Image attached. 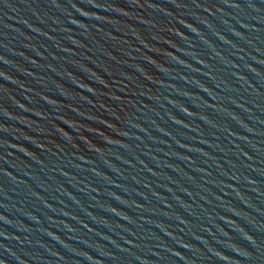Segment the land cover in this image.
<instances>
[{"label": "water", "instance_id": "1", "mask_svg": "<svg viewBox=\"0 0 264 264\" xmlns=\"http://www.w3.org/2000/svg\"><path fill=\"white\" fill-rule=\"evenodd\" d=\"M0 217L2 264H264V0H0Z\"/></svg>", "mask_w": 264, "mask_h": 264}, {"label": "snow or ice", "instance_id": "2", "mask_svg": "<svg viewBox=\"0 0 264 264\" xmlns=\"http://www.w3.org/2000/svg\"><path fill=\"white\" fill-rule=\"evenodd\" d=\"M133 2H135V0H133ZM95 6V5H94ZM232 7H236L237 5L236 4H232L231 5ZM249 6L251 7V4H249ZM149 7H151V5H149ZM3 218L0 217V220H2ZM0 264H2V262H0Z\"/></svg>", "mask_w": 264, "mask_h": 264}]
</instances>
